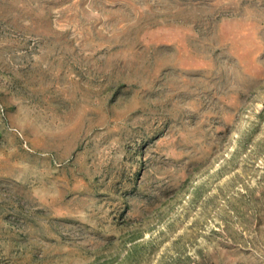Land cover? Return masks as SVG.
I'll return each instance as SVG.
<instances>
[{
	"label": "rangeland",
	"instance_id": "1",
	"mask_svg": "<svg viewBox=\"0 0 264 264\" xmlns=\"http://www.w3.org/2000/svg\"><path fill=\"white\" fill-rule=\"evenodd\" d=\"M0 264H264V0H0Z\"/></svg>",
	"mask_w": 264,
	"mask_h": 264
}]
</instances>
